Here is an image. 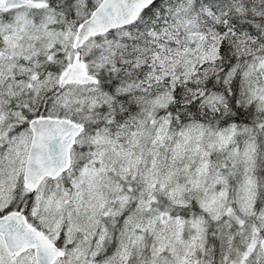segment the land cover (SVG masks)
<instances>
[{
	"label": "snow or ice",
	"instance_id": "6c2138e0",
	"mask_svg": "<svg viewBox=\"0 0 264 264\" xmlns=\"http://www.w3.org/2000/svg\"><path fill=\"white\" fill-rule=\"evenodd\" d=\"M0 264H264V0H0Z\"/></svg>",
	"mask_w": 264,
	"mask_h": 264
}]
</instances>
